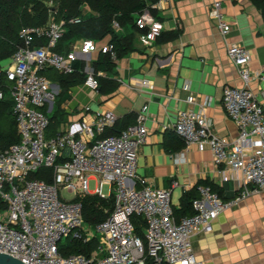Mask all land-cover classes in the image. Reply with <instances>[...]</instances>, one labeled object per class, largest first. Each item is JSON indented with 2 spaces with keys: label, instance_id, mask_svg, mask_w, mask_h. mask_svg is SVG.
Masks as SVG:
<instances>
[{
  "label": "built area",
  "instance_id": "obj_1",
  "mask_svg": "<svg viewBox=\"0 0 264 264\" xmlns=\"http://www.w3.org/2000/svg\"><path fill=\"white\" fill-rule=\"evenodd\" d=\"M209 16L222 36L230 31L219 0H212ZM135 24L144 30L139 35L144 44L159 36L163 28L148 9L138 14ZM112 26L118 28L116 22ZM62 34L63 21L55 22L52 17L46 25L22 27L21 44L8 58L9 64L0 63V100L6 92L10 94L19 134L18 142L0 148V252L25 264H203L193 252L191 237L212 232L213 221L233 201L222 200L210 185L200 184L191 201L192 214L176 220L171 188H154L136 173L138 149L147 136V105L118 134L99 137L117 119L106 110L90 114L89 119L83 118L54 137H45L49 119L43 110L53 102L55 91L41 71L52 68L72 73L74 62L83 60L84 83L96 91V76L101 72L87 68L91 53L98 49L115 57L112 44L97 48L91 39L59 53L54 48ZM42 38L45 43H36ZM227 56L243 82L241 87L222 89V106L237 127L236 138L229 141L217 135L207 117L191 109L177 112L172 129L184 144H196L199 150L209 148L216 166L228 168L240 178L241 190L235 198L239 200L264 191V112L248 87V50L231 43ZM84 110L89 111V106ZM65 149L68 156L57 162ZM40 167L53 168L52 183L29 178ZM92 179L95 187L89 190ZM228 179L223 174L222 180ZM61 190L72 197L63 198ZM111 193L114 205L108 216L93 228L86 225L76 197L97 194L106 198ZM134 214L145 222L142 238L135 234ZM95 235L98 245L88 256H64L59 251V242L65 237L88 241Z\"/></svg>",
  "mask_w": 264,
  "mask_h": 264
},
{
  "label": "crops",
  "instance_id": "obj_2",
  "mask_svg": "<svg viewBox=\"0 0 264 264\" xmlns=\"http://www.w3.org/2000/svg\"><path fill=\"white\" fill-rule=\"evenodd\" d=\"M219 1L230 25L225 36L209 16L212 0L153 3L150 13L163 25L160 35L144 44L137 32L134 49L117 59L112 72L97 75L116 83L112 92L106 86L94 91L84 82L61 92L59 83L48 78L55 97L44 112L54 126L46 128L45 137H54L83 118L89 119L90 114L106 110L117 118L116 134L147 105V136L138 149L137 175L154 188H171L173 208H179L183 193L201 181L216 187L222 200L233 201L213 221L212 232L191 237L196 258L203 264H264V191L235 200L241 190L240 178L228 168L216 166L209 148L182 145L172 129L177 112L191 109L203 113L217 135L229 141L236 138L237 127L221 102L224 86H243L227 56L231 43L244 46L250 54L248 87L264 112V12L251 0ZM106 43L103 40L96 46ZM97 51L91 53L88 69H93ZM9 62L7 58L0 63ZM86 106L90 108L87 112ZM63 153L66 158L68 150ZM223 174L229 176L227 181L222 180Z\"/></svg>",
  "mask_w": 264,
  "mask_h": 264
},
{
  "label": "trees",
  "instance_id": "obj_3",
  "mask_svg": "<svg viewBox=\"0 0 264 264\" xmlns=\"http://www.w3.org/2000/svg\"><path fill=\"white\" fill-rule=\"evenodd\" d=\"M157 0H0V62L9 58L21 44L19 31L22 27H38L46 25L52 17L55 22L63 21V34L58 40L55 51L59 53L68 52L72 45L83 39H91L96 44L107 40L113 45L115 57L109 53L98 50L92 59V68L95 73H110L116 65L117 59L123 57L134 49L135 34L144 30L137 28L135 20L144 9L152 10L151 4ZM252 3L264 12V0H251ZM72 18H80L79 23L69 22ZM116 22L118 28L112 23ZM45 39H39L36 43L43 44ZM85 62L76 60L75 70L72 73H58L52 68L41 71L47 78L57 81L64 92L68 87L83 83L86 74L83 72ZM98 89L106 86L107 92L116 88V83L108 78L96 76ZM11 98L7 92L4 99L0 100V148L4 149L19 141V134L16 127L15 117L12 110ZM44 111V110H43ZM116 124V123H115ZM115 124L108 128V131L101 136L114 135ZM52 118H49L47 128H53ZM120 129L116 134H118ZM100 136V135H99ZM177 136V134H176ZM184 144L183 140L178 136ZM65 158H59L57 162ZM29 178L41 179L47 183L53 181V168L40 167L29 174ZM208 184L198 182L190 190L185 191L180 201L179 208H173V215L177 219L192 214L191 201L197 197V186ZM211 189L218 193V189L212 184ZM219 195V193H218ZM81 203L83 222L95 227L104 220L113 209L114 194L103 198L97 194H84L76 197ZM135 234L143 237L145 222L140 215H132ZM98 237L95 235L88 241L65 237L59 242V251L62 255L71 254L90 255L97 248Z\"/></svg>",
  "mask_w": 264,
  "mask_h": 264
},
{
  "label": "water",
  "instance_id": "obj_4",
  "mask_svg": "<svg viewBox=\"0 0 264 264\" xmlns=\"http://www.w3.org/2000/svg\"><path fill=\"white\" fill-rule=\"evenodd\" d=\"M0 264H25L20 259L0 252Z\"/></svg>",
  "mask_w": 264,
  "mask_h": 264
},
{
  "label": "rangeland",
  "instance_id": "obj_5",
  "mask_svg": "<svg viewBox=\"0 0 264 264\" xmlns=\"http://www.w3.org/2000/svg\"><path fill=\"white\" fill-rule=\"evenodd\" d=\"M88 188H89V190H92L94 188V181L93 180H90ZM106 188H107V186L104 187L105 192H106ZM60 193H61V196L63 198L70 199L72 197V194L67 192L66 190H61Z\"/></svg>",
  "mask_w": 264,
  "mask_h": 264
}]
</instances>
